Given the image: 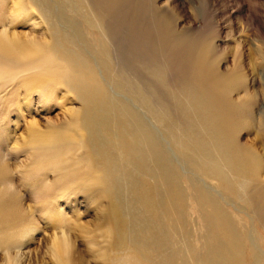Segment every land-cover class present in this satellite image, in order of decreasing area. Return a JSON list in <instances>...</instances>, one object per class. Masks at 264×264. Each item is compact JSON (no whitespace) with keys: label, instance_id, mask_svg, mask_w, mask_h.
<instances>
[{"label":"rangeland","instance_id":"rangeland-1","mask_svg":"<svg viewBox=\"0 0 264 264\" xmlns=\"http://www.w3.org/2000/svg\"><path fill=\"white\" fill-rule=\"evenodd\" d=\"M17 1L0 0V32L7 30L23 40L44 44L58 37L67 49L72 43V51H82L87 60H93L105 85L102 101L111 113L121 111L129 98L119 75L134 81L140 90L152 92L156 113L166 118L167 129L154 122L149 127L155 132L156 151L165 159L173 187L182 192V212L175 207L172 218L182 217L185 225L177 224V218L176 232L169 238L172 241L164 247L159 238L151 245L143 233L147 223L152 229L157 223L144 209L142 189L134 191L131 180L118 179L109 197L96 186L93 173L80 170L70 187L66 176L38 170L36 156L41 152H35L32 132L45 134L65 124L79 132L81 121L89 114L86 104L63 84L48 80L38 88L32 79L38 69L0 68V165L6 169L0 197L6 203L9 198L15 200L16 220L29 215L32 222L25 230L28 221L24 225L23 219L16 224L15 217L0 218V264H58L51 250L55 237L64 238L71 248L69 264H200L206 229L196 201L199 189L205 184L209 190L213 187L210 192L221 205L225 198L214 191V181L204 184L196 177L190 160L184 157L196 153L192 146L202 122L194 112L193 100L200 97L216 106L231 124V142L250 147L264 159V129L257 124L264 119V0H81L91 7L94 17L103 20V34L87 27L78 16L79 0H71L69 8L62 0H29L23 9L14 6ZM43 5L47 9L41 12ZM54 26L59 27L57 37ZM102 51L113 59L106 61ZM227 77L236 78V90L230 95L222 92L220 83ZM247 95L255 101L246 102ZM125 104L132 112L145 115L132 102ZM82 144L64 148L86 158ZM69 161L75 170L84 165ZM149 169L159 174L154 164ZM147 171L148 166L143 169L145 174ZM257 173L264 183V162ZM227 201L223 210L234 219V230H253L264 255V231L252 223L241 203Z\"/></svg>","mask_w":264,"mask_h":264},{"label":"bare ground","instance_id":"bare-ground-1","mask_svg":"<svg viewBox=\"0 0 264 264\" xmlns=\"http://www.w3.org/2000/svg\"><path fill=\"white\" fill-rule=\"evenodd\" d=\"M25 1H27L26 3L29 2V0H18L14 6L17 9H23ZM32 1L45 2V0ZM79 1L78 16L84 19L83 21L88 25L87 27L103 34L105 29L101 22L103 20L100 21L94 17L90 11L91 7L88 8L86 3ZM69 2L71 3V0H62L64 6H68V8L70 7ZM46 5L45 7L44 5L40 6L41 10L39 7L37 8L42 12V10L47 9ZM43 14L46 15L44 12ZM46 18L48 19V17ZM53 23L52 25H56ZM54 28L56 26L53 27V30ZM58 28L55 30L58 31ZM58 33L60 32L58 31L55 34L56 37ZM23 39L15 33L8 34L7 30L0 32V68L17 66L20 70L38 69V72L32 77L38 88L45 86L48 80L52 83L63 84L86 104L89 113L81 121L79 132H72L75 130L71 129L69 124L53 127L45 134H40L37 131L32 132V140L35 141V152L36 154L41 152L36 156L38 170L46 169L57 173L58 177L66 176V183H70V187L75 185V178L80 170L93 173L96 186L102 187L104 193L109 197L113 194L114 185L118 183V179L124 182L131 180L134 191L139 188L142 189L144 209L147 215L151 216L152 220L157 223L156 228L152 229L146 222L147 230L143 233V237L150 239L151 245L157 243V241L159 242V238H162L163 246L166 247L165 242L170 240L171 233L173 235L176 232L174 230V225H176L174 220L178 218L177 224L184 221L181 220L182 217L180 216L174 220L172 218V214H176V212L173 213L175 207L177 210L183 208L181 207L183 199L182 192L177 193L176 188L171 183L172 179L170 180L169 168L164 161L165 159L160 158L156 151L155 141H157V137L149 127V124L154 122L167 129L165 127L166 118L159 117L156 113L152 92L140 90L134 81L117 73V76H120V82L122 81L123 92L129 96L127 101L135 104L138 109L144 110L145 115L128 109L125 104L127 101L122 103L121 111L115 112L112 108L113 112L111 113L107 110L110 106L107 108L108 105L102 101V97L106 92L104 91L105 85L103 78L98 75L99 72H96V67L92 63L93 60H87L82 51H72L74 47L70 41L69 44L71 43L70 46L73 48L69 47L67 49L68 46H65L62 41H57L58 37H52L51 42L48 44ZM102 53H104L106 61L109 62L113 59L108 51H102ZM38 63H42L43 66ZM4 70L2 69V71ZM235 79V77H227L222 80L220 82L221 87L224 89L222 92H226L228 95L234 92L236 90L233 86L234 82L236 84ZM218 93L220 94V92ZM193 101L194 112L202 119V122L199 126L200 133L197 134V141L192 146L196 149V153H193L191 157L188 155L184 157H188L190 160L196 177H199L203 183L206 180L214 181V191H219L225 199L228 198L241 203L244 210L251 214L252 223H257V227L264 231V183L259 179L257 173L264 159L250 147L236 145L231 142V132H229L231 124L228 118L218 111L216 106L200 99V97L195 98ZM247 101L253 102L255 100L247 95ZM164 113L161 114L165 115ZM257 124L260 129H264V119L261 118ZM101 140H106L110 144H104ZM68 144H82L87 150L86 158H83L81 154L75 155L76 150L64 148ZM181 156L183 157V154ZM182 160L183 158L181 162ZM68 161L75 164L84 162V165L75 170L72 165H68ZM149 164H154L159 169L158 175H154L153 170L149 169ZM147 166L148 171L145 174L143 169ZM5 173L6 169L0 165V182L5 180ZM205 186L208 188L206 184ZM205 186L199 189L198 200H196L206 229V234L202 237L205 251L202 254L200 264H264V255L256 245L254 231L247 229L243 233H237L232 227L234 219L223 210V206L230 201L222 199L223 205H221V200L220 203L216 201L211 194L212 192H210V190L213 191V187L212 189L209 187V190ZM12 189H10L11 194H16ZM219 192L217 194L220 195ZM255 199H257L256 204ZM8 201L9 203H6L5 199L0 197V218L6 221L9 216L11 218L15 217L13 222L17 224L19 220H16V218L19 215L16 216L18 212L14 204L15 200L9 198ZM7 206L11 209H7ZM22 219L24 225L27 221L29 222V226H24V229L28 230L30 224H32L30 216H22L19 222ZM183 225L179 227H183ZM148 248H150V245ZM51 250L58 264L70 263L67 256L71 252V248L64 238H53ZM148 251L151 253L150 250ZM155 259H158V257ZM158 261L159 259L157 263H159Z\"/></svg>","mask_w":264,"mask_h":264}]
</instances>
